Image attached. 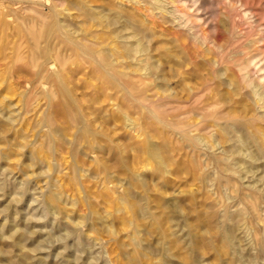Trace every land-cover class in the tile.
Segmentation results:
<instances>
[{
	"label": "rangeland",
	"instance_id": "rangeland-1",
	"mask_svg": "<svg viewBox=\"0 0 264 264\" xmlns=\"http://www.w3.org/2000/svg\"><path fill=\"white\" fill-rule=\"evenodd\" d=\"M200 1L0 0V264H264V0ZM69 41L94 55L64 60L53 98L48 56ZM115 57L151 79L108 85L94 61Z\"/></svg>",
	"mask_w": 264,
	"mask_h": 264
},
{
	"label": "bare ground",
	"instance_id": "bare-ground-1",
	"mask_svg": "<svg viewBox=\"0 0 264 264\" xmlns=\"http://www.w3.org/2000/svg\"><path fill=\"white\" fill-rule=\"evenodd\" d=\"M166 1V0H165ZM201 1L200 0H170V3H183V4H185V7L186 6H190V7H196L199 3H200ZM157 3H158V1H157ZM156 6V5H155ZM163 8H165V7H163ZM180 8V7H179ZM182 9H184V8H182ZM118 12V11H117ZM125 12V11H124ZM127 12V11H126ZM166 12V11H165ZM179 12V11H178ZM182 12V11H181ZM122 13V12H121ZM55 14H57V13H55ZM103 14V13H102ZM108 14V13H107ZM180 14H182V13H180ZM179 14V15H180ZM185 13H183L182 15H180V16H186V20H187V22H184V23H186V25H188V24H190V23H188V20H189V16L190 15H187V14H185ZM110 15V14H109ZM126 16L125 17H123V22L125 23L124 24V30H132V32L133 33H135L136 35H140V34H143L145 31L143 30V27L145 26L143 23H139L138 21V25L135 23L136 21H134L133 19L135 18H133L132 16L133 15H131L130 16V13H127V14H125ZM164 15V14H163ZM57 16H58V14H57ZM144 16V15H143ZM103 17V16H102ZM145 17V16H144ZM191 17V16H190ZM205 17V16H204ZM180 18V17H179ZM179 18H177L178 20H180ZM185 18V17H184ZM211 18V17H210ZM209 18V19H210ZM104 19V18H103ZM120 19H122V18H120ZM174 19H175V17H174ZM185 20V21H186ZM42 21H44L43 19H42ZM104 21V20H103ZM182 21H183V18H182ZM181 21V22H182ZM191 21V20H190ZM45 22V21H44ZM121 22V21H120ZM107 23V22H106ZM183 23V22H182ZM183 23V24H184ZM45 24V23H44ZM139 24H143V25H139ZM179 24V23H178ZM180 25H181V23H180ZM185 26V25H184ZM233 26V25H232ZM182 28H183V26H181ZM186 27V26H185ZM191 27H193V26H191ZM191 27L189 26V28L191 29ZM67 28V27H66ZM108 28H110V27H108ZM149 28V27H148ZM148 28L146 29V30H148ZM189 28H188V30H189ZM195 28V27H194ZM60 28H58L57 30H59ZM149 30H150V28H149ZM148 30V31H149ZM187 30V31H188ZM155 31V30H154ZM124 32V31H123ZM132 32H130V33H132ZM189 32V31H188ZM192 32V31H191ZM196 32V31H195ZM198 32V31H197ZM59 32L57 31V34H58ZM56 34V35H57ZM196 34V33H195ZM52 35V34H51ZM112 35V34H111ZM116 35V34H115ZM121 35V34H120ZM133 36H135V35H133ZM141 36V35H140ZM197 36V35H196ZM149 37H151V36H149L148 35V38L146 37V39H149ZM135 38V37H134ZM143 38H144V36H143ZM213 38V37H212ZM142 38L140 37V39H139V41H138V48H137V46L135 45V46H133L132 45V43L130 44L131 46H133V47H136L137 48V53H144V52H147V48L145 47V45L143 44V40H141ZM72 40V39H71ZM138 40V38H136V41ZM228 41V40H227ZM62 42V41H61ZM60 42V43H61ZM69 42H71V41H69ZM123 42H124V40H123ZM123 42H121V43H123ZM146 42V41H145ZM214 42V41H213ZM248 42H250V41H248ZM72 43V45L73 44H75L73 41L71 42ZM148 43V42H147ZM255 43V42H254ZM55 44V43H54ZM53 44V46H54V48H55V45ZM84 44V43H83ZM92 44V43H91ZM231 44H233V43H231ZM122 45V44H121ZM126 45V44H125ZM239 45V44H238ZM93 46V45H92ZM120 46V45H119ZM146 46H148L147 44H146ZM226 46V45H225ZM243 46V45H242ZM60 47V46H59ZM117 47V46H116ZM130 47V46H129ZM129 47H128V50H130V49H132L131 47H130V49H129ZM151 47V46H150ZM230 47V46H229ZM240 47V46H239ZM56 48H58V46L56 47ZM99 48V47H98ZM104 48V47H103ZM118 48V47H117ZM116 48V49H117ZM124 49V51H127L126 49H125V46L123 47ZM135 48V49H136ZM233 48H234V46H233ZM61 49V48H60ZM91 48H89V46H87V45H82V46H79V45H76L75 44V48H72L71 47V49H70V52H72V54L70 53V55H68L69 54V52H68V50H67V52H68V54H67V52L65 53L66 55H64V54H61V52H63V51H61V50H59L60 51V53H58V52H56V54H57V56L56 57H54L55 55L54 54H52V52H50V56H48V57H50V64L52 65V67L50 68V71H52V69H54V71H52V72H50V82H49V87H50V97L51 96H53L54 95V92H53V90H58V91H60V93L64 96V97H66V96H68L70 93H71V91H70V88H69V85H68V83H67V79L65 78V72H66V70H65V65H66V63H65V65H64V60L65 59H67L68 58V56H70V57H72V56H74L73 54H74V52H77L78 53V51L79 52H81V53H83L85 56H89L90 58H92L91 56L92 55H94V51H92V49L90 50ZM114 49H115V47H114ZM114 49H112V51L114 50ZM58 50V49H57ZM95 50V49H94ZM97 50V49H96ZM99 50V49H98ZM118 50V49H117ZM117 50H114V51H117ZM122 50V49H121ZM204 50V49H203ZM218 50V49H217ZM228 50V49H227ZM232 49H230V51H231ZM243 50V49H242ZM49 51H50V49H49ZM56 51V50H55ZM66 51V50H65ZM111 51V52H112ZM114 51H113V53H111V55H113L114 56ZM120 51V50H119ZM118 51V52H119ZM131 51H133V49L131 50ZM131 51H130V53H131ZM136 51V50H135ZM134 51V52H135ZM233 51H236V50H233ZM48 52V51H47ZM101 52V51H100ZM108 52V51H107ZM123 52V51H122ZM225 52V51H224ZM232 52V51H231ZM263 52V51H262ZM76 53V54H77ZM96 53H97V51H96ZM102 53V52H101ZM117 53V52H116ZM116 53H115V56H117L118 55V53H117V55H116ZM124 53V52H123ZM123 53H121V54H123ZM128 54H129V52H127ZM133 53V52H132ZM235 53V52H234ZM241 53V52H240ZM79 54V53H78ZM110 54V53H109ZM120 54V53H119ZM120 54V58L119 59H122L124 56H122ZM127 54V55H128ZM146 54H148V53H146ZM149 54H151V53H149ZM211 54V53H210ZM48 55H49V53H48ZM104 55H105V53H104ZM130 55V54H129ZM134 55H135V53H134ZM140 55V54H139ZM229 55H231V54H229ZM235 54H233V56H234ZM100 56V55H99ZM103 56V55H102ZM108 56H110V55H108ZM107 56V57H108ZM216 56V55H215ZM221 56H224V55H222L221 54ZM227 56L228 55H226L225 57H224V59L225 58H227ZM237 56V55H236ZM235 56V57H236ZM47 57V58H48ZM70 57H69V59H70ZM95 57V56H94ZM126 57V56H125ZM144 57H145V54H144ZM219 57H220V55H219ZM82 58V57H81ZM80 58V59H81ZM96 58V57H95ZM99 58V57H98ZM147 58H149V60H151V58H152V56H150V57H147ZM72 59V58H71ZM82 59H85V58H82ZM94 59V58H93ZM100 59V58H99ZM115 59H116V57H115ZM119 59H116V60H109L108 58H101V60L100 61H94V63L95 64H97V67H99V69L101 70V73H102V75H104V76H106L107 77V79H106V83L108 84V85H111V86H113L114 84H119V86H121L122 88H125L126 87V89L128 88V92H130L129 90H135V89H137V88H139L140 86H145L146 85V82L149 80V79H151L150 77H151V75H152V73H148V70L150 71V70H153L154 71V69H155V66L152 68V69H150L149 67H142V63H139V66H138V68H135V69H130V67H131V65H129L130 63H129V61H127V63H129L128 65H129V67H124V66H126L127 64H120V62H118V60ZM123 59H125V58H123ZM127 59V58H126ZM131 59V58H130ZM135 59V58H134ZM146 59V58H145ZM215 59V58H214ZM217 59V58H216ZM129 60V59H128ZM148 60V59H147ZM148 60V61H149ZM220 60V59H219ZM218 60V61H219ZM222 61H223V58L221 59ZM226 60V59H225ZM236 61H237V59H235ZM239 60V59H238ZM243 60V59H242ZM78 61H79V59H78ZM86 59H85V63H86ZM114 61H116V64L114 63ZM145 60H141V62H143V63H145L144 62ZM213 61V60H212ZM211 61V62H212ZM214 61H216V60H214ZM227 61V60H226ZM225 61V62H226ZM245 61H246V58H245ZM81 62H84V61H82L81 60ZM126 62V61H125ZM224 62V61H223ZM241 61H239L238 63H240ZM243 62V61H242ZM247 63H245V65L243 66V63H241L242 65H240V67H237V68H240L239 70L241 71V75L242 76H240V77H242V79L245 81V83H248V85H249V82H251L252 83V80H251V77L249 76L250 74H249V72H248V70H249V68L251 67V66H254V67H256V66H258L257 64H258V62H256L255 61V58H251V59H247V61H246ZM133 63V62H132ZM131 63V64H132ZM151 63V62H150ZM215 63V62H214ZM217 63V62H216ZM215 63V64H216ZM220 63V62H219ZM222 63V62H221ZM152 64V63H151ZM150 64V65H151ZM218 64V63H217ZM225 64V63H224ZM234 64H236V63H234ZM88 65V64H87ZM124 65V66H123ZM127 65V66H128ZM145 65V64H144ZM147 66V65H146ZM132 67H133V64H132ZM94 68H96V66L94 67ZM157 67H156V71H157ZM94 70V69H93ZM97 70V69H96ZM261 71H262V69H260ZM259 70V71H260ZM117 71V72H116ZM145 72V76H141V75H137L138 74V72L140 73L141 72V74H142V72ZM152 71V72H153ZM250 71V70H249ZM49 72V71H48ZM91 73V72H90ZM96 73H97V71H96ZM97 74H99V75H101L100 73H97ZM151 74V75H150ZM133 75H137V76H135V78H136V80L137 81H133L132 79L134 78V77H132ZM48 76H49V74H48ZM101 77V76H100ZM262 78V76L260 77V79ZM42 79V78H41ZM259 79V80H260ZM43 80H46V81H48L49 80V78L47 79V78H43ZM262 80V79H261ZM47 83V82H46ZM256 83V82H255ZM41 84H42V82H41ZM253 84V83H252ZM257 84L259 85L260 83H258L257 82ZM43 85V84H42ZM152 85V84H151ZM263 87V86H262ZM153 88V87H152ZM152 88H151V90H152ZM255 88H257V87H255ZM260 89H261V87H260ZM257 89H255L254 91H255V93H257L258 94V91H256ZM263 90V89H262ZM261 90V91H262ZM124 91V90H123ZM126 91V90H125ZM139 91V90H138ZM145 91V90H144ZM146 91H149V90H146ZM48 92V91H47ZM56 93L57 92H55V95H56ZM59 93V94H60ZM150 93V92H149ZM205 93V92H204ZM260 93V92H259ZM38 94V93H37ZM140 94V93H139ZM138 94V95H139ZM144 92H142L141 94H140V96L139 97H141V96H144ZM262 94V93H261ZM261 94H260V96H261ZM35 95V93H31V95H29L28 97H27V102L29 103L32 99H33V97H35L34 96ZM40 95V94H39ZM154 95L155 94H153V98L150 96V95H145V99H150L151 100V98L152 99H154V98H156V96L157 95H155V97H154ZM263 95V94H262ZM128 96V95H127ZM133 95H131L130 97H132ZM137 96V95H136ZM136 96H134V97H136ZM204 96V95H203ZM57 97V96H56ZM55 97V98H56ZM62 97V96H61ZM69 97H70V95H69ZM24 98V97H23ZM36 98V97H35ZM53 98H54V96H53ZM52 98V99H53ZM63 98V97H62ZM67 98V97H66ZM136 98H138V97H136ZM144 98V97H143ZM261 97H259V99H260ZM5 99V98H4ZM25 99H26V97H25ZM132 99H135V98H133L132 97ZM169 99V98H168ZM259 99H257V101L258 102H261V101H259ZM62 100H64V98L62 99ZM127 100H129V99H127ZM131 100V99H130ZM138 100V99H137ZM65 101V100H64ZM68 101V100H67ZM138 101H142V100H138ZM167 102H165L164 101V103H163V105H161V109H163L162 107L164 106H167L166 104H168V106H169V104L171 103L170 101H168V100H166ZM128 102V101H127ZM142 102H146V101H142ZM149 102V101H148ZM25 103H26V101H25ZM63 103H65V102H63ZM68 103H70V102H68ZM129 103H131V101L129 102ZM139 103H141V102H139ZM155 103V102H154ZM133 104V103H132ZM143 104V103H142ZM141 104V105H142ZM145 104V103H144ZM146 106L145 107H147L148 106V103L146 102ZM29 105V104H28ZM65 105V104H64ZM135 105V104H134ZM153 105V104H152ZM217 105V104H216ZM219 105H220V103H219ZM257 105V104H256ZM63 106V105H62ZM172 106V105H171ZM259 106V105H258ZM68 107V106H67ZM66 108V107H65ZM69 109H71V106H70V108L68 107V110ZM144 110H146L147 111V109H148V107L145 109V108H143ZM151 110V109H150ZM153 110H154V108H153ZM205 111V110H204ZM148 112H150V111H148ZM154 112V111H153ZM193 112V110H187V111H185V112H181V113H179V114H173V113H171V116H172V118L174 119H178L179 117H181V116H185V115H188V114H190V113H192ZM151 113V112H150ZM178 113V112H177ZM68 114H69V112H68ZM162 114V113H161ZM155 115V114H154ZM199 115V114H198ZM70 116V115H69ZM68 116V117H69ZM152 116V115H151ZM168 116V115H167ZM169 116H170V113H169ZM168 116V117H169ZM194 116V115H193ZM227 116H229V115H226V117ZM10 117V116H9ZM71 117V116H70ZM69 117V118H70ZM73 117H75V116H73ZM153 117V116H152ZM158 117H160V116H158ZM157 117V119H160V118H158ZM161 117H163L162 115H161ZM199 117V116H198ZM48 118H50L49 116H48ZM154 118V117H153ZM171 118V119H172ZM201 118V117H200ZM231 118H233V117H231ZM236 118V117H235ZM127 119V121L128 122H131L132 121V119H130L129 117L128 118H126ZM125 119V120H126ZM202 119V118H201ZM71 120V119H70ZM163 120V118H161V122L163 123V122H166V121H162ZM200 120V119H199ZM7 121V120H6ZM76 121V120H75ZM177 121H179V120H177ZM190 121V120H189ZM188 121V118L187 117H182V119H181V121H179V122H177L178 124H176L177 126H179L180 125V128L183 130V133H189V132H186V131H195V132H198V133H202L203 131H206L207 129H208V127H206V126H204L203 124H201V123H194L193 121H192V123H190ZM244 121V120H243ZM16 122V121H15ZM72 122V121H71ZM199 122V121H198ZM10 123V122H9ZM47 123L48 124H50V120H48L47 121ZM166 123H169V122H166ZM4 124V123H3ZM2 124V126H5V124L3 125ZM11 124V123H10ZM14 124V123H13ZM77 124V123H76ZM6 125H8V124H6ZM166 125V124H165ZM45 126H46V124H45ZM52 126V125H51ZM218 126V125H217ZM7 127V126H6ZM14 128V127H13ZM4 129H5V127H4ZM11 129V128H10ZM51 129L53 130V128L51 127ZM1 130V129H0ZM6 130H7V128H6ZM85 130V129H84ZM8 131V130H7ZM18 132V131H17ZM86 133H88L87 131L85 132V134ZM89 134V133H88ZM182 135V134H181ZM87 136V135H86ZM140 137V136H139ZM5 138V137H4ZM22 138V137H21ZM26 138V137H25ZM198 139H200V138H198ZM78 140V139H77ZM236 143V142H235ZM21 144V143H20ZM23 144V143H22ZM21 144V145H22ZM25 144H26V142H25ZM220 144V143H219ZM31 145V144H30ZM34 145V144H33ZM32 146V145H31ZM236 147V146H235ZM156 149V148H155ZM160 151H158V153H159ZM263 152V151H262ZM8 153V152H7ZM10 154V153H9ZM231 154V153H230ZM31 155V154H30ZM247 155V154H246ZM36 156V155H35ZM158 156V155H157ZM6 157H7V155H6ZM32 157H33V155H32ZM1 158V157H0ZM254 158H255V156H254ZM7 159H9V158H7ZM34 159V158H33ZM33 159H32V162H34L33 161ZM159 159H161V158H159ZM258 159V158H257ZM35 161H36V159H35ZM37 161H40V160H38V158H37ZM163 163V162H162ZM3 172H4V170H3ZM1 183V182H0ZM52 194V193H51ZM50 194V195H51ZM52 195H56V194H52ZM24 196V195H23ZM50 198H54L53 196H50ZM32 199V198H31ZM51 201L53 200V199H50ZM17 201V200H16ZM55 201V200H54ZM53 201V202H54ZM122 201V200H121ZM125 203V202H124ZM126 204V203H125ZM31 206V205H30ZM125 206V205H124ZM255 207V206H254ZM35 211V210H34ZM37 211V210H36ZM52 211V210H51ZM44 213V212H43ZM56 213V212H55ZM54 224V223H53ZM54 227V226H53ZM67 233V232H66ZM229 236V235H228ZM228 239L229 240H231V238H230V236L228 237ZM232 241V240H231ZM77 243V242H76ZM99 259V258H98ZM97 261V260H96ZM96 261H95V263H96Z\"/></svg>",
	"mask_w": 264,
	"mask_h": 264
}]
</instances>
